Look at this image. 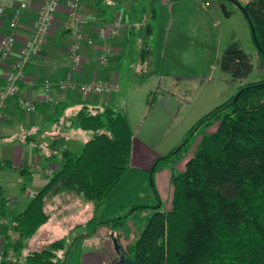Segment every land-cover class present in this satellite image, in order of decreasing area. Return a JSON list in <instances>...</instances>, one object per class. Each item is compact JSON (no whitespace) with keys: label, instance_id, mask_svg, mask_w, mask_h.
I'll return each instance as SVG.
<instances>
[{"label":"trees","instance_id":"16d2710c","mask_svg":"<svg viewBox=\"0 0 264 264\" xmlns=\"http://www.w3.org/2000/svg\"><path fill=\"white\" fill-rule=\"evenodd\" d=\"M96 2L101 14L109 8L126 11L131 42L141 45L139 59L147 62L158 1ZM244 10L254 28L259 67L264 70V0H247ZM219 66L233 81L243 83L255 67L252 56L237 44L222 53ZM74 123L90 138L79 153L64 149L61 155L51 156L60 159V167L24 209L9 216L0 264H65L63 255L69 244L65 238L25 253L29 241L50 220L49 208L56 199L89 204L88 234L95 235L106 226L118 243L112 264H119L121 254L133 264H264V77L241 85L237 95L188 130L180 147L155 162L152 184V176L164 164L172 171L173 197L167 211L158 200L153 206H134L115 218L98 219L130 167L133 132L126 116L113 107L97 112L84 107ZM213 127L215 131L209 132ZM197 138L195 153L178 172L175 166L187 159ZM65 144L64 139L55 142L58 149ZM140 211H151V215L123 249L118 232Z\"/></svg>","mask_w":264,"mask_h":264},{"label":"crops","instance_id":"0c3cea01","mask_svg":"<svg viewBox=\"0 0 264 264\" xmlns=\"http://www.w3.org/2000/svg\"><path fill=\"white\" fill-rule=\"evenodd\" d=\"M81 1L85 39L82 41L80 50L83 58L80 68H74L68 54L72 45V38L67 25V10L70 0H61L60 13L57 15L54 29L46 38V43L39 54L32 57L25 65L23 70L24 81L19 83L17 95L5 100V107L2 110L4 118L0 127V238L2 245L8 233L9 216L24 209L31 202L34 195L47 184L51 176L49 172H55L59 169L60 159L52 158L51 156L53 154L55 156L61 155V151L64 149L73 152L70 144L72 139H78L79 143L83 141L85 145L90 138L89 133L81 130L74 123L75 116L84 107L93 112L101 111L107 107L118 109L126 116L133 132L130 167L125 176L132 173L140 174L143 183H136V185H139L140 195L145 196L148 203H144L142 199L139 201H127L121 197L122 199L116 204V210L122 208L121 212L126 209L129 212L134 206H153L158 200L161 201L163 210L171 209L173 187L171 184L172 171L170 166L164 164L163 168L152 176L153 184L150 172L159 158L170 154L174 149L178 148L176 147L177 141L176 143L174 142V145L172 142V145L168 144L167 146L172 136L170 124L176 116L173 112L164 113L166 104H162L161 109H153L152 106L147 107L148 102L144 100L139 102L140 105L136 104L133 109H130L129 100L124 102L115 101L122 89L126 91L127 89L132 91L134 89L132 84H126L122 88V83L127 81L135 82L133 75H137L142 65L137 53L141 50V45L131 42L133 38L130 35L125 10L120 12L114 8H109L108 12L101 14L97 8L96 0ZM157 1L159 3V11L156 22H167L170 25L167 32L171 30V25L174 22H178V26H183L188 21V16H186L185 12L188 4L183 2V0ZM191 1L188 0V2ZM19 2L20 0H4L3 2L5 5V16L0 20V41L4 37L13 34L16 38V46L12 58L0 63V93L5 92L6 76L10 72L19 50L31 37L41 5V2L37 1L33 2L29 8L22 9ZM194 2L197 4L199 2L202 3L200 8L205 17L211 14L212 9H210L211 7L207 8L209 3L206 0H202V2L194 0ZM223 7L225 9V6ZM199 18H202L201 24H205V19L201 16ZM14 19H16L17 25L12 29L10 24ZM116 23L121 25L118 32L114 33L109 30L107 36L102 38L100 35L101 29L111 28ZM155 24L154 35L150 42L155 39ZM167 35L169 38V32ZM222 36L223 32L221 31V44L223 42ZM89 41H92L93 44L90 45ZM225 50L217 49L218 60H220L222 52ZM225 75L229 77L228 74L225 73ZM173 78L183 81L185 79ZM46 80L53 84L64 81L70 85L72 83L80 85L93 81L116 83L118 85V93L85 96L79 88H69L64 91L54 85L52 91H50L53 102L46 103L44 100L46 95L44 82ZM19 98L31 99L36 106L35 111L32 113L26 112L19 104ZM180 101L178 99L177 104H180ZM175 104L176 101L174 106ZM176 108L179 110L177 105ZM173 110L175 112V108ZM139 117L144 118L146 122H150L151 125L148 126L146 131H144L142 125L137 126ZM158 119L161 122L165 121L166 127L164 123L160 125V122H157ZM143 132L146 133V137L142 135ZM63 139L66 140L65 147L61 146L58 149L55 146V142ZM181 141L183 140L180 138ZM80 144L78 145L81 146ZM165 148L171 149L166 150ZM191 157L190 152L185 162L176 165L175 169L178 172H182L184 168L181 169V165L183 164L185 167V163ZM125 176L116 188L121 187L122 183H128L131 180L124 182ZM152 185H154L153 188ZM154 190L158 193V198L155 196ZM78 201L81 200L72 199L66 204H69L72 208ZM122 201L125 203L123 206L120 205ZM59 202H63V200L56 199L52 201L49 208L51 220L59 216V212L62 213L64 209L58 204ZM83 204L89 210L86 212L85 220L82 222L55 223L50 227L44 225L29 241L25 253L41 250L51 241L65 238L68 243L75 244L74 255L65 264H112L116 259L113 234L106 226H101L95 235H89L85 223L92 216V208L89 204ZM106 205L107 200L101 213L102 217L115 218L119 214H124L116 211L114 214V209L112 208L108 211L109 207L107 208ZM72 214L74 216L75 212L73 211ZM135 218L136 213L130 216L118 232L120 245L123 249H126L133 242L134 234L138 227L136 225L141 226L146 222L141 217H139V222L134 220Z\"/></svg>","mask_w":264,"mask_h":264},{"label":"rangeland","instance_id":"374dc122","mask_svg":"<svg viewBox=\"0 0 264 264\" xmlns=\"http://www.w3.org/2000/svg\"><path fill=\"white\" fill-rule=\"evenodd\" d=\"M183 2L188 4V7L185 9L188 21L183 26H178V22H174L171 25V30L168 31L169 38L167 29L170 25L162 21H158L156 24L154 23L156 33L155 39L151 42L152 53L149 60L140 66L141 69L137 75H133L135 82L127 81L122 83V88L126 84H132L133 91L130 89H127V91L122 89L120 94L115 98V101L119 102L129 100L128 105L130 109H133L136 104L140 105L139 102L144 100L148 102L147 107L152 106L153 109H161L162 104H166L164 113L166 112L165 114H168V112H173L176 116L170 124L172 136L167 146L172 142L174 145V142L176 143L177 141L176 147H180L183 142H180V138L183 140L187 131L201 118L227 101L230 97L237 95L241 85L261 80L264 77V70L259 67L258 47L253 36L252 28L244 14V7L247 0H206L209 3L207 8L211 7L210 9H212L211 14L206 16L207 18L200 8L202 3L199 2L197 4L194 0L191 2L183 0ZM223 6H225V9ZM200 16L205 19V24H201L202 18L200 19ZM221 31L223 32L222 44L220 42ZM231 43L237 44L253 58V64L255 65L254 71L244 80V83L233 81L230 76L227 77L221 71L220 66L218 67L217 49H227L232 45ZM214 66H216L215 69ZM173 77L185 79L183 81L174 79ZM176 99H180L181 103L177 104ZM175 101L176 104L174 106ZM176 105L179 110L176 108ZM174 108L175 112L173 110ZM144 118L139 117L137 126L142 125L144 131H146L151 124L149 121L146 122ZM157 122H160L159 124L161 125L165 121L161 122L158 119ZM166 125L164 123L165 127ZM215 129L216 127H213L209 132H214ZM142 135L146 137L145 132ZM198 140L199 138L195 139L190 149L191 156L196 151L197 146L195 144ZM80 143L78 139H72L70 141L73 152H81L84 142L81 141ZM165 149L167 150L168 148ZM183 162L185 160L181 163ZM183 168L184 165L182 164L181 169ZM141 178L138 173L127 174L124 182L129 179L131 180L128 183H122L121 187L115 188L108 196V199H106V207H109L108 211L113 208L114 214L116 212L120 213L122 208L116 210V204L122 198L127 201H139L142 199L144 203H148L145 196L140 195L139 185H136V183H143V179ZM122 188L124 189L122 190ZM58 204L64 209L62 213L59 212V216L48 221L46 225L49 227L55 223L82 222L86 219V212L89 211L82 201H78L72 208L65 202H59ZM124 204L122 201L120 205L123 206ZM103 209L97 214L98 219L102 216ZM73 211L75 212L74 216L72 214ZM127 211L126 209L121 213ZM150 212H137L134 220L139 222V217H141L143 221H146L151 215ZM142 226L136 225L137 229L142 228ZM74 252L75 244L69 243L63 255L65 263L73 257Z\"/></svg>","mask_w":264,"mask_h":264},{"label":"built area","instance_id":"2783aa9c","mask_svg":"<svg viewBox=\"0 0 264 264\" xmlns=\"http://www.w3.org/2000/svg\"><path fill=\"white\" fill-rule=\"evenodd\" d=\"M40 1L41 5L39 8V13L37 20L34 24V28L31 34V37L25 42L23 47L19 50L17 58L13 62L10 72L6 76L5 80V92L0 93V127L3 121L2 110L5 107V100L10 97L17 95L19 88V83L24 81L23 70L25 65L29 60L37 56L43 46L46 43V38L54 29L57 15L60 13L61 0H20V8L25 9L29 8L33 2ZM202 1V0H197ZM4 0H0V20L5 16V5ZM82 3L81 0H70L69 7L67 10V25L70 30L72 45L69 48V58L72 61L75 69H79L80 65L83 62L82 55L80 53L82 47V41L85 39L83 32V14H82ZM17 25L16 19L11 21L10 27L13 29ZM120 24L116 23L111 26V28H102L100 35L102 38L107 36L109 30L112 32H118L120 29ZM89 44L92 45L93 42L89 41ZM16 46V38L13 34L4 37L0 41V63L8 61L12 58L14 54V48ZM58 86L61 90H68L69 88H79L80 91L85 95L89 96L91 94H115L118 93V85L116 83L108 82H98L93 81L84 84H75L71 85L66 82H60L58 84H53L49 80L44 82L46 95L44 100L46 103H52L53 99L50 96V91H52L53 86ZM19 104L23 107L26 112H34L36 106L29 98H19ZM53 171L49 172L51 175ZM2 248V241L0 238V253Z\"/></svg>","mask_w":264,"mask_h":264},{"label":"water","instance_id":"95a60500","mask_svg":"<svg viewBox=\"0 0 264 264\" xmlns=\"http://www.w3.org/2000/svg\"><path fill=\"white\" fill-rule=\"evenodd\" d=\"M244 14H245V10H244ZM249 24L251 25V21L249 22ZM251 28H252V32H253V36H254V28L252 27V25H251ZM113 243L116 247V250H118L119 249L118 243L115 240L113 241ZM118 262H119V264H133V262L130 259L126 258V256L124 254H121L118 257Z\"/></svg>","mask_w":264,"mask_h":264}]
</instances>
